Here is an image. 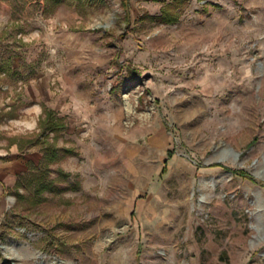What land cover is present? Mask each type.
<instances>
[{
	"label": "rangeland",
	"instance_id": "obj_1",
	"mask_svg": "<svg viewBox=\"0 0 264 264\" xmlns=\"http://www.w3.org/2000/svg\"><path fill=\"white\" fill-rule=\"evenodd\" d=\"M53 1L0 0V141L38 81L74 150L2 188L0 264H264V0Z\"/></svg>",
	"mask_w": 264,
	"mask_h": 264
},
{
	"label": "crops",
	"instance_id": "obj_2",
	"mask_svg": "<svg viewBox=\"0 0 264 264\" xmlns=\"http://www.w3.org/2000/svg\"><path fill=\"white\" fill-rule=\"evenodd\" d=\"M42 88L41 83L38 81L29 85V91L34 101L31 105H27L22 109L26 114H23V116L19 114L17 118H13L15 120V126H17L16 129L13 130V134H20L21 132L19 131L24 128H30L29 131H31L32 128H36L37 130V119L41 112V103L44 101L40 93ZM28 117L32 120H28ZM18 139L10 141L8 144L6 141H0V144H6L0 146V192L3 187L14 189L17 184L21 183L23 178L43 165V152L41 147L36 143L21 147Z\"/></svg>",
	"mask_w": 264,
	"mask_h": 264
},
{
	"label": "trees",
	"instance_id": "obj_3",
	"mask_svg": "<svg viewBox=\"0 0 264 264\" xmlns=\"http://www.w3.org/2000/svg\"><path fill=\"white\" fill-rule=\"evenodd\" d=\"M60 0H54L53 5H56ZM168 11L165 10L164 15L162 17L166 20H170V17H168ZM11 112V111H10ZM13 113H10V116H13ZM39 132L36 134V137L34 139H27V145H31L35 142H40L45 144L43 147L45 157L47 156L49 161H55L60 156L65 154H73L74 150L69 147H62L61 149L56 145L57 139L60 136L62 130L65 127V121L64 118L58 117L55 113V111L46 106L42 105V115L38 118L37 121ZM52 132L53 135L49 136L47 132ZM43 138L42 141H39V138ZM51 139L50 141L48 139ZM20 142H24V139H20ZM19 142V144H20ZM21 145V144H20ZM22 147V145H21ZM61 150V153L59 152ZM39 177H40V184L38 185L39 188L37 191H42L44 189H50L53 187L54 179H48L45 173H47V166L45 167V164L41 165L39 168ZM60 174L63 176H66L68 173L60 172ZM18 185V184H17ZM27 186L31 185V180H29L26 184Z\"/></svg>",
	"mask_w": 264,
	"mask_h": 264
}]
</instances>
